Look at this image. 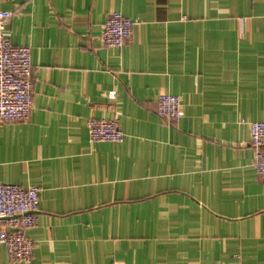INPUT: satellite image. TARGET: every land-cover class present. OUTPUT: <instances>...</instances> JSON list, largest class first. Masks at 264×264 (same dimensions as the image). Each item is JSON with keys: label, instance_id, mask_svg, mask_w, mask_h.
<instances>
[{"label": "crops", "instance_id": "crops-1", "mask_svg": "<svg viewBox=\"0 0 264 264\" xmlns=\"http://www.w3.org/2000/svg\"><path fill=\"white\" fill-rule=\"evenodd\" d=\"M27 46L31 108L0 122V182L38 188L28 261L264 264V176L248 123L264 121V0H0ZM132 22L98 41L107 13ZM114 90V98L106 94ZM176 95L178 121L155 113ZM120 142H90L87 119Z\"/></svg>", "mask_w": 264, "mask_h": 264}, {"label": "built area", "instance_id": "built-area-1", "mask_svg": "<svg viewBox=\"0 0 264 264\" xmlns=\"http://www.w3.org/2000/svg\"><path fill=\"white\" fill-rule=\"evenodd\" d=\"M11 12L0 11V122L28 119L31 108V64L29 48L11 44L7 22ZM132 22L119 12L106 14L100 27L98 41L103 48L120 47L131 34ZM109 90L107 98H114ZM158 117L176 122L182 116L176 95L162 93L155 100ZM90 142H120L122 132L116 120L89 118L85 122ZM248 138L252 148L251 166L257 176H264V121L248 123ZM38 188L21 187L0 182V244L4 245L9 261H28L34 243L26 230L36 221Z\"/></svg>", "mask_w": 264, "mask_h": 264}]
</instances>
